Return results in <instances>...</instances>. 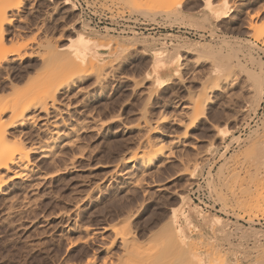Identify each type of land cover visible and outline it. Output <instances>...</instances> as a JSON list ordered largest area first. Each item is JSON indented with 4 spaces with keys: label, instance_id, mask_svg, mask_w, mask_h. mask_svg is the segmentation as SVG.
<instances>
[{
    "label": "rangeland",
    "instance_id": "1",
    "mask_svg": "<svg viewBox=\"0 0 264 264\" xmlns=\"http://www.w3.org/2000/svg\"><path fill=\"white\" fill-rule=\"evenodd\" d=\"M99 1L116 11L139 14L154 20V17L148 14V12H154V9L148 8L145 14H143L144 9H142L144 11L139 10V6L146 8L144 3L148 0H137L136 8L138 9H133L127 0ZM204 2L205 0H182L179 7L180 14L176 13L181 18L180 21H174V15L170 18L160 16L165 28L159 32L125 36L88 27L79 20L76 11L75 15L73 13L74 18L73 15L63 11L65 7L62 8L63 10L57 9L56 2L51 4L48 0H25L22 8L16 12L14 21L15 26L24 27L27 24V29L21 34L22 39L17 40L18 44L27 42L40 44L48 39V41L58 42L59 50H64L70 44L69 41L75 38L73 32L68 29L69 25H72V27L75 26L73 29L79 27L87 32L110 38L131 39L129 37L134 36V39L155 40L156 47L162 49L168 47L167 51L172 50V47L180 41L192 44L204 43L216 48L219 46L233 64L241 67L242 71L236 73L237 82L234 80L235 84L230 83L231 88L228 87V92L231 90V93L222 94L213 90L208 95L209 99L203 104L202 117L189 129H185L187 126L183 118L185 109L192 106L191 102L198 99L202 87L211 85V80L207 81L205 72L208 66L205 62H199L195 70L197 72H193L190 65L184 67L186 58L183 54L182 81L173 79L161 86L147 81L149 57L139 53L137 55V51L131 50L123 56L119 67H115L113 71L108 70V73L106 70V75L103 77L105 80L102 79L100 84L96 83L95 76L92 77V75L63 89L62 94H59L56 110L53 111L57 115L55 121L63 120L66 127L78 126V124L82 127L83 125L85 130L81 129V132H78L79 137L75 148L64 147L65 149L60 150L65 162L66 159L75 155L73 165H69L66 171L53 175L54 173L51 174L54 169L52 165L47 163L43 165L42 162H46L45 160L41 161L38 154L29 152L32 145L40 143L39 141L46 136V130L39 127L42 121H38L37 126L28 125L23 129L29 133V137L18 140L15 132L14 137L9 139L10 145L16 146L21 152L23 151V154L28 153L34 170L39 169L49 174L32 192L28 188L29 191L23 189L24 186L37 183L33 182L34 178L30 175L26 177L27 179L21 177L13 183L8 182L3 187L6 194L0 193V264H84L86 259L98 262L108 253L120 254L121 250L119 246L117 247V242L125 233H128L127 237H134L137 240L134 246L130 244L132 247L128 248L129 252L127 250L121 264H133V262L145 264L146 257L167 252L168 248L164 245L165 241L162 242V237L169 234L168 216H170L171 208L177 205L180 195L186 192L190 207L199 208L189 197L188 186L205 175L204 180L214 194L220 209L218 212L200 208L198 210L204 215L213 216V219L217 217L221 221H226L227 226L216 230L202 225L197 218L190 220L187 226V229L192 232L188 231L192 237L190 249L201 254L219 251V254L222 253L220 256L222 257L223 254L224 256L222 258L219 256L218 259L231 262L230 264L235 262L240 264L241 260L227 258L228 253L251 255L247 261L249 264H259L258 259L259 262H263L264 256L260 257V255L264 254V251H260L264 249V230L250 223L253 219L264 220V190L262 189L264 184L257 183L258 180H260L258 182L264 181L262 176L258 177L264 169V42L262 39H255L256 37L248 30V27L250 23H256L258 27L264 28V0H210L212 6L220 7L217 22H214V17L210 15L202 20ZM70 6L75 8L72 3ZM19 19L23 22H18ZM171 27L173 29L170 31ZM180 27L205 32L208 36L189 38L178 31ZM45 38L46 40H43ZM169 39L173 41L172 44H168ZM170 45L173 46L170 47ZM40 50L45 51L42 46H39L38 51ZM247 52L252 55L250 59L256 61V63L254 61L256 64L254 68L259 79L262 80L261 97L255 94L256 91H252L251 95H254L252 98L250 92H246L242 87L244 72L252 67ZM41 54L47 59L46 54L43 52ZM65 54L60 52L52 55L47 59L46 67L40 65L41 62L36 57L23 60L21 65L25 67L30 81L28 83V80H25L24 83H19L18 90L23 91L25 88L28 90L30 85L32 87V82L41 78L47 70L64 65L67 62ZM202 79L207 83L203 84ZM249 95L251 99L258 100H251ZM66 103L67 107H65ZM190 110L186 111L189 117L193 114ZM243 112L246 114L244 115ZM115 116L119 120H113ZM143 124L148 130L155 128V131L146 135V127ZM86 126L95 127L90 131L91 128L86 129ZM61 127L63 132L67 131V128ZM48 129H51V126ZM146 136L151 141L181 140L189 146L183 147L180 142L175 144L172 156L160 158L150 166L152 170L149 169L146 172L150 174L144 173V177L141 178L142 176L136 175L137 166L130 171L126 170L124 164L140 146L138 144L147 139ZM232 144H235V148H230L227 152ZM223 147H225L224 152H222ZM195 161L201 164L194 168L192 165ZM253 163L256 165L254 166ZM257 164L260 165L257 166ZM17 166L12 168V172L5 179L13 172L23 171L19 169L22 165ZM59 166H62V162ZM263 171L261 175L264 176ZM189 172L194 173L196 179H189ZM255 182L258 186H263L260 188L256 185L257 192L254 188ZM245 189L248 190L245 191ZM250 193L252 196L255 195V198L259 194L263 197L259 196L258 200L255 198L254 200L248 197ZM241 196L243 199L245 197L247 200L248 198L254 200L249 202L254 207L251 209L248 207L249 213L245 212V209L247 211L246 207L251 205L246 203L245 207L244 201L240 200ZM238 201L243 204H238ZM175 223H177V229L184 228L180 220L174 219ZM197 224L198 227H196ZM200 226L204 227L203 230ZM198 231H200L199 235ZM254 233L258 238L254 237ZM115 237L117 242L111 245ZM105 247L109 248L108 251ZM254 249L260 253H255ZM173 250L177 249L173 248ZM166 263L173 264L171 260Z\"/></svg>",
    "mask_w": 264,
    "mask_h": 264
},
{
    "label": "bare ground",
    "instance_id": "2",
    "mask_svg": "<svg viewBox=\"0 0 264 264\" xmlns=\"http://www.w3.org/2000/svg\"><path fill=\"white\" fill-rule=\"evenodd\" d=\"M48 1L51 4L52 3L54 4L56 2L57 3L56 8L59 10H63L65 7V9L63 11L71 14V16L76 11L75 8L70 6V3L68 2V0H63V1L61 0V2H58L59 0H48ZM127 1H128V3L131 4V7L133 9H135L137 7V4H138L137 0H127ZM24 2H25V0H0V193L3 195L6 194V192L3 191V187L6 186V184L8 182L13 183L15 180L21 179V177H24L25 179H27L26 177H28L30 175L35 180V181L33 180V182H37V183H35V184L29 183L30 185L24 186L25 188L23 187V189L28 188L32 192L33 189L39 187L41 182L42 183L44 182V180L48 176L47 174H49V173L41 172V171H39V169L34 170L31 167V164H30L31 161L29 160L28 153L25 152L26 154H23L22 153L23 151L21 152L20 149H18L16 146H12L9 143V139L14 137L15 132L17 133L15 136L17 137L18 140H22L23 137L24 138L29 137V133H26L23 130L28 125L37 126V122L42 121V123L39 127H42L43 130H46V132H47L46 136L42 141H39L40 143L32 145L29 152L34 153V154H38L41 161H43V160L46 161V162H42V164L47 163L48 165H52V167L54 169L52 168L53 172H51V174L52 173H54L53 175L59 174L63 170L66 171L67 167L69 168V165H73V159L75 158V155L72 154L74 156H71L70 159H66V162L68 160V163H66L65 160H63L64 158H62V156H64V155L61 154L60 150H61V148H64V147L65 148L69 147V149L73 148L76 145L75 143L79 137L78 134L81 132L80 130L81 129L83 130L84 128H83V125H82V127H80L79 124H78V126L76 125L77 127L76 126L66 127L67 125L63 120H61V122L55 121V118L57 117V115L53 111L56 110V103L58 101L59 94H62V90L65 89L66 87H69L72 84H75L76 82L83 81L84 77H86V76H92V75H93L92 77L95 76L96 83L100 84L103 77H105L104 75H106V70L108 73V70L113 71V69H115V67H119L122 63L123 56L127 52L134 50L135 52L137 51L136 54L139 53V55H142V56L146 55L147 57H149L148 59H150V63L149 62L148 63L150 64V66L148 65L149 71L147 72V81H149L151 83H156L159 86H161L164 83L170 82L173 79H175V80L177 79L176 81H178V80L182 81L183 80L182 79L183 78L182 72H181V70L183 69L182 64H181V61L184 60L182 57L183 55H185L184 58H186V63L183 64V65H185L184 67H186V65H190L193 69L192 70L193 72L197 69L199 62L200 63L201 62L206 63L205 65H207L208 67L206 69L205 75H206V77H208L207 81H208V79L211 80L210 81L211 83L209 82L211 85H209L207 87L200 86V87H202V89H201V92H199L200 93L198 95L199 97L197 96L198 99H195L196 101L191 102V103H193V104H191L192 106H189L187 109H185L186 111L189 109H191L193 111V114L191 117H189L187 115L186 111L184 113L185 117H183V118L187 122V126L185 129L191 128L197 122V120L202 117V115H203V104L209 99L208 95L213 90L219 91L222 94L226 93V92H227V94L229 92L231 93V90L228 92V90H229L228 87L231 86L232 82H233V84H235L234 80H235V82H237L236 79H238V78L236 76V73L239 71H242L241 67L238 64H233V62L230 60L229 56L225 55L222 52V49H220L218 45H217L218 48H216L215 46L213 47L209 44H204V43L199 44V43L194 42V44H192L190 42L187 43L184 41H180L178 44H176V46L172 45L173 46L172 47L170 45V47H172V50L167 51L168 47L166 49L156 47L157 43H155V40H154L155 38L154 39L152 38L154 41H152V40L148 41L149 39L148 40H146V39H141V40L140 39H134L133 38L134 36L129 37L131 39H124V38L118 39V38H112V37L110 38V37L102 36V34L99 35V34L94 33V32H89V31L87 32L85 29L79 28V27H76L77 29H75V28L73 29V27H75V26L72 27V25H69L68 29L73 32V34L75 35V38H74V40H71V42L69 41L70 44L68 43L69 45L66 46V49H64V50H62V49L59 50V47L57 46L58 42L48 41V39H47V41L41 42L40 44L39 43L36 44L35 40H34L35 44L34 43L31 44L30 42L18 44L17 40H19V38H21V36H22L21 34H23L24 31L27 29V27H26L27 24L24 27L23 26H15L14 21L16 20V14H17L16 12L22 8ZM181 4H182V0H148L146 3H144V6L146 8H142L141 6H139V10L144 9L146 12L144 10H142V11H144L143 14H145L148 12L147 11L148 8H152V9H154V12H152V13L148 12V14H151L154 18L157 16H159V17L164 16L166 18H170L171 15L172 16L174 15V18H175L174 21H180L181 18H179L178 15L180 14L179 7L181 6ZM66 7L68 9H66ZM136 9H138V8H136ZM219 9H220V7L212 6L210 0H205L204 11H203L204 15L202 16V20L207 19V16L210 15V16L214 17V19H215L214 22H217L219 19V16H220V14H218ZM176 13H178V15ZM74 15H75V13H74ZM74 15L72 17H74ZM60 18H62V17H60ZM182 18L184 19V17H182ZM184 20H186V19H184ZM18 22L22 23L23 20L19 19ZM255 24L250 23L248 30L253 32L254 37H256L255 39H257V40L262 39V41L264 42V28L263 27L260 28V26L258 27ZM43 40H46V38ZM159 43H158V45H159ZM39 46H42V49L44 47L45 51L40 50V52H39L38 51ZM229 46L231 47V45H229ZM41 52H43V54H46L45 56H47V59L50 58L52 55L54 56L55 54H59L60 52H63V54L66 53L65 57L67 58V60L66 59L65 60L67 62L58 68H53V69L47 70V72L44 75H42V77L40 76L41 78H39V79L37 78V80L36 79L34 80L35 82H32L33 83L32 87H30L31 86L30 85L28 90L26 88L23 89V91L18 90V84L19 83L20 84H21V82L24 83L25 80L26 81L28 80L27 81L28 83L30 81L29 80L30 76L27 75V71H26L25 67H22V65H21L23 60L36 57L39 60V62H41L40 65H42L43 67L47 66V59H46V57H44V55L42 56ZM248 53L249 52H247V54ZM250 56H252V55H250V53H249L248 59L250 60V64L252 65V67H251V69L249 68V69L245 70V72H244L245 76H244V81H243L242 87H243V89L245 88L246 92H250V95H251L252 91H256L255 94H257L259 97H261V95H262V80L259 79L258 74L256 73L255 68H254V65H256L255 64L256 61L254 60L255 61V63H254V61L250 59ZM188 57H190V58H188ZM258 70H259V67H258ZM195 72H197V71H195ZM109 74H110V72H109ZM206 77L204 76V79H206ZM193 78H195V77H193ZM210 78H212V79H210ZM204 79H202V80H204ZM31 80H33V79H31ZM103 80H105V78ZM200 83H202L201 80H200ZM204 83H207V82H205V80H204L203 84ZM219 95H221V94H219ZM249 96H248V98H249ZM251 96H250V99H251ZM253 96H252V98H253ZM227 97H229V96H227ZM231 97H232V95H231ZM250 99H249V101H250ZM229 100H230V98H229ZM251 100H253V99H251ZM255 100H258V99H255ZM255 100H253V101H255ZM259 100L261 102V98ZM256 105L258 106V104H256ZM67 106H68V104L66 103L65 107H67ZM254 109H255V107H254ZM243 114H244V112H243ZM143 118H145V117H143ZM112 119L113 120H116V119L119 120V118L116 116ZM56 120H58V119H56ZM144 120H146V119H144ZM147 121L149 122V120H147ZM92 123H94V121ZM143 123H144V121H143ZM145 124H143V125H145ZM245 124H247V123H245ZM50 126H51V129H48V127L50 128ZM61 126L67 128L66 129L67 131L63 132V130H61V128H62ZM94 127L91 128L89 126L88 127L86 126L85 128L86 129L91 128V129H89L91 131V130H94ZM145 127H146V129H145L146 135L150 134L151 131L153 132V130L155 129V128H153L152 130H150V128L148 127L149 128V130H148L146 125H145ZM83 131H85V130H83ZM146 137H147V139H145V141H141L142 143L138 144L140 146H138L136 148V150H134L135 152H133L130 159H128V161H126V163L124 164V165H126L125 166L126 170L127 169L130 170L131 168H135L134 166H137L135 172H136L137 176H140V177L142 176L141 178H143L144 175L147 174L146 172L152 168V167L150 168V166L153 165L160 158H169L170 156H172V154L174 152L175 144L180 142V144L181 143L183 144V147L189 146L188 143L181 142V140L180 141L179 140H177V141L173 140L171 142H163V140H161V139H158V140L156 139V140L151 141L148 138V136H146ZM183 138H186V136H183ZM19 143H20V141H19ZM253 158H254V156H253ZM251 161H252V159H251ZM253 161H255V160H253ZM58 162H59V164H60V162H62V166L61 167L59 166L60 168L58 167V165H59ZM190 162L192 163L193 161H190ZM255 162H257V161H255ZM18 164H19V167L22 165V167H20L19 169L20 170L22 169L23 171L22 172H19V171L13 172L11 174V176H8V178L5 179V177L12 172V170H13L12 168L17 166ZM56 164H58V165L56 166ZM199 164H201V163H198V161H195L192 166H194V168H195ZM48 165H45V166H48ZM253 165H254V163H253ZM255 165H256V163H255ZM259 165L257 164V166H259ZM257 166H256V169L258 168ZM48 167H50V166H48ZM122 169H123V167H122ZM126 170H125V172H126ZM129 170H128V173H130ZM188 170L186 169V171H188ZM189 171H191V170H189ZM262 171H261V174H262ZM257 172H258V169H257ZM189 173H190V175L188 177L189 179H191V180L196 179V178H194V173H191V172H189ZM148 174H150V173H148ZM261 174L260 175L258 174L259 175L258 177L262 176L261 178L263 181L264 176ZM119 175H121V173H119ZM132 175H134V174H132ZM255 176L257 177L256 174H255ZM31 177H29V178H31ZM138 179H140V178L138 177ZM135 180H136V178H135ZM253 180H251V181H253ZM258 181H260V180H258ZM258 181H257V183H259L260 185H262V183L264 184V181L263 182H258ZM257 183L255 182V187H254L255 191L258 189L256 187V185L258 186ZM258 187L262 188L263 186H258ZM262 189L264 190V187ZM262 189H261V192H262ZM246 190H248V189H245V191ZM263 193H264V191H263ZM263 193H261V194H263ZM255 194H257V193H255ZM261 194H259L260 197L262 196ZM246 195L248 196L249 194H246ZM254 196H252L250 193V196H248V197L254 199L256 197V196L255 197ZM249 198H248V200H249ZM257 198H255V199H257ZM242 199H243V197H242ZM242 199H240V200L242 202L244 201L245 207L247 206L246 203L248 204L249 202L251 203V201L255 200V199L254 200L250 199L248 201L245 197L243 200ZM245 199L248 202L247 201L245 202ZM263 201H264V197H263ZM242 202L240 203V201H238V204H243ZM250 205L251 206H247L246 208H248V207H250V209H251V207L254 208L252 206V204H250ZM245 207H241V208L244 209ZM198 209L194 208V207L193 208L190 207V205L188 203V198H187L186 192H183L180 195L177 205H175L173 208H171V210H170L171 213L169 214L170 216H168L169 234L166 235L165 237H162L163 238L162 242L165 241L167 243V244H165V242H164V245L165 246L167 245L166 248H168V249H166L167 252H165L162 255L161 254H159V255L158 254L157 255H155V254L150 255L149 254L150 256H148V257L144 256V257H146L145 258L146 260L143 259L145 261V264H164V263L167 264L166 262H168V260H171L173 262V264H184V263L185 264L186 263L187 264H230L231 263V262L229 263L228 261L223 262V259L222 260L218 259L219 256L222 254V253L219 254V251H218V253H216V252L212 253L211 252L213 250L212 249V250H210L211 253H206V252H208L206 250V252H204L206 254H201V253H197L195 249H194L195 251L190 249V241H191L190 238H192V237L189 235V233H188L189 230L187 229V226L189 225L190 220L192 221V219L197 218L200 220L202 225L209 226V228H215L216 230H218V228H220V227H226L227 226L225 223L226 221L225 222L221 221L217 217L215 219H213V216L209 217L211 215H209V216L204 215V213L202 214ZM250 209L248 208L247 211L245 209V212L249 213ZM263 213H264V209H263ZM174 219L180 220L182 222L184 228L180 227L179 229H177L176 228L177 223L174 224ZM190 227H191V225H190ZM196 227H198V224L196 225ZM199 228H197V229H199ZM203 228H202V230H203ZM194 229H195V227H194ZM205 230H206V228H205ZM200 231H198V235H199ZM190 233H192V232H190ZM203 233H204V231H203ZM126 234L128 235V233L121 235L118 239V242L116 240V237H115V239H113V242H111L112 243L111 245H113L114 242H117V244H118L117 247L119 246V249L121 250L119 255H117V254L114 255V254L108 253L106 257L101 258V260L98 262H95V260H92V259H86L84 264H121L122 259L127 254V250L129 252L128 248L132 247L130 244H132V245L134 243L136 244V240H137L134 237L133 238L130 237L131 238L130 239L129 237L126 236ZM129 235H131V234H129ZM194 235H195V233H194ZM252 235H253V233H252ZM196 236H197V233H196ZM254 237L258 238L255 233H254ZM226 238H229V237H226ZM173 248H176L177 250L175 251V250H173ZM105 249H107V251H108L109 248L105 247ZM263 251H264V249L261 250L260 252H263ZM260 252L259 251L257 252V250H255V253H260ZM217 254H219V255H217ZM223 256H224V254L222 255V257ZM250 256L251 255L248 256L245 253H243V254L242 253H240V254H236V253L226 254L227 258L232 257V259H234L235 261L241 260L240 264L246 263L249 260ZM261 256H264V254L261 253L260 257ZM128 257H129V255H128ZM239 257H241V258H239ZM258 257H259V255H258ZM131 259H133V257H131ZM261 260L262 259H260V261ZM127 261H129V260H127ZM131 261L132 260H130V262ZM257 261L259 264H264L263 263L264 260L262 263L259 262V259ZM134 263L135 262H133V264ZM235 263L239 264L238 262H235ZM130 264H132V263H130ZM247 264H249V263L247 262Z\"/></svg>",
    "mask_w": 264,
    "mask_h": 264
},
{
    "label": "built area",
    "instance_id": "3",
    "mask_svg": "<svg viewBox=\"0 0 264 264\" xmlns=\"http://www.w3.org/2000/svg\"><path fill=\"white\" fill-rule=\"evenodd\" d=\"M69 2L74 5L78 18L83 24L101 32L116 35H140L155 34L165 28L164 22L159 16L151 20L143 15L116 11L99 0H69ZM172 29V27L169 28L170 31ZM178 31H181L184 36L189 38L196 39L208 36L205 32L196 31L188 27H180ZM172 42V40H168V44H172ZM230 148H235V144L230 145L227 152ZM224 151L225 147H223L222 152ZM205 177L206 175L188 186L189 197L200 209L218 212L220 206L216 202L210 187L205 182ZM250 224L264 230V220L261 218L253 219Z\"/></svg>",
    "mask_w": 264,
    "mask_h": 264
}]
</instances>
